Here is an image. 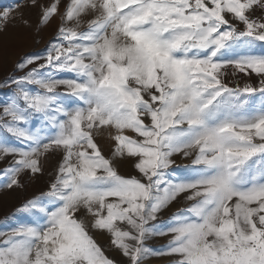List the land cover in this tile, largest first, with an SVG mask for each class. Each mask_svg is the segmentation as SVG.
I'll use <instances>...</instances> for the list:
<instances>
[{
    "label": "snow or ice",
    "instance_id": "1",
    "mask_svg": "<svg viewBox=\"0 0 264 264\" xmlns=\"http://www.w3.org/2000/svg\"><path fill=\"white\" fill-rule=\"evenodd\" d=\"M60 4L28 0L38 31L59 19L55 36L0 81V188L61 155L16 209L29 219L0 229V264H115L90 230L129 264H264V0ZM24 6L0 10V31ZM124 159L138 176L119 173Z\"/></svg>",
    "mask_w": 264,
    "mask_h": 264
},
{
    "label": "rangeland",
    "instance_id": "2",
    "mask_svg": "<svg viewBox=\"0 0 264 264\" xmlns=\"http://www.w3.org/2000/svg\"><path fill=\"white\" fill-rule=\"evenodd\" d=\"M41 3L47 5L51 0H40ZM18 3L25 6L18 11H14L10 18L6 29L0 31V81L5 77L13 74L14 66L21 58L33 54H44L49 42L53 40L59 23L58 18H54L47 27L37 30L38 21L40 19V8L30 7L28 0H0V10L9 7H15ZM68 0H61L60 10L63 11ZM27 21V25L24 23ZM19 75V73H16ZM255 74H252L251 79L243 77L241 74L240 83L256 82ZM7 89L0 90V99H3ZM97 143L103 150L105 156H109L113 141L105 133L102 137H98ZM174 167L179 166L182 170L184 166L190 164V159H182L179 155L174 156ZM61 160L60 154L49 155L47 159L41 161L43 171L40 174L32 175L25 173L21 177L22 187L9 189L0 188V229L8 225L14 224L17 220H27V214L17 213L19 208L27 200L39 196L40 193L47 191L48 185L54 178L58 162ZM133 161L130 159L119 160L117 162L118 171L123 176H138V172L133 167ZM7 166V161L0 163V168ZM183 175V172L180 173ZM2 183V181H0ZM188 203L183 199V195L178 197L167 210L161 214L162 220H167L174 212L182 207H187ZM7 221V222H6ZM90 234L96 242L104 250L105 255L115 261V264H129V261L121 252L111 245V237L103 231L90 230ZM170 237H156L148 241L149 246L159 248L167 244ZM170 257L160 256L152 257L143 262V264H169Z\"/></svg>",
    "mask_w": 264,
    "mask_h": 264
}]
</instances>
